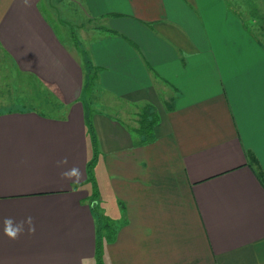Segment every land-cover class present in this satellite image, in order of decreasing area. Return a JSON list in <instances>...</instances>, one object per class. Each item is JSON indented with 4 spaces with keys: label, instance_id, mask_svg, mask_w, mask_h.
<instances>
[{
    "label": "crops",
    "instance_id": "1",
    "mask_svg": "<svg viewBox=\"0 0 264 264\" xmlns=\"http://www.w3.org/2000/svg\"><path fill=\"white\" fill-rule=\"evenodd\" d=\"M40 1L0 0V49L63 104L0 114V264H94L111 201L90 200L87 122L118 214L106 264H264V0H81L89 52ZM89 80L107 105L85 114ZM130 107L156 114L153 140Z\"/></svg>",
    "mask_w": 264,
    "mask_h": 264
},
{
    "label": "rangeland",
    "instance_id": "2",
    "mask_svg": "<svg viewBox=\"0 0 264 264\" xmlns=\"http://www.w3.org/2000/svg\"><path fill=\"white\" fill-rule=\"evenodd\" d=\"M80 5H82L81 0H41L39 8L42 13L45 14L50 24L54 26L58 34H61L74 46L76 45L78 49H84L86 47V51L89 52L90 41H84V39L81 38V34L84 28L92 27L93 24H88L85 21L83 14L80 12ZM248 9L255 10L258 13L260 10L258 7V0H250ZM96 34L98 35L99 31H97ZM104 99L105 96L100 93L95 82L92 83V81L89 80L80 100L83 103L85 114H90L93 107L99 106V108H101L104 107L103 105H107L104 103ZM100 100L103 102L102 104ZM107 101L111 102L114 100L107 98ZM59 103L60 101L41 83L31 76L21 73L11 59L0 49V114L10 111L15 112L31 110L53 117H58L63 113V107L61 106L60 108ZM114 107L116 109L120 107V105L116 104ZM130 108L133 111L134 109H138L135 115L133 112L128 115L125 112L122 116L127 115L126 117L133 121L131 124L136 126L137 121H139L144 114V109L140 107ZM107 112L109 114H113L110 110ZM132 125H130L131 127L129 131L133 135L138 136L136 133L132 132ZM89 150L91 153L89 160H91L93 158V151L90 141ZM98 157L99 155L97 156V159ZM97 159H95V162L92 165V176L100 196L108 202L111 201V205L106 211V215L112 218V222L114 223L117 222L115 221L118 215L117 210L114 207L110 190L106 185L102 165L99 159ZM101 208L102 205H100L97 210ZM107 216H103V214L99 212L97 219L98 231H100V236H102L103 239V235L106 234V231L102 229L101 225L105 224ZM110 225V229L107 231L110 235H112L113 224L110 223ZM103 254L101 260L97 257L94 259V264H106Z\"/></svg>",
    "mask_w": 264,
    "mask_h": 264
},
{
    "label": "trees",
    "instance_id": "3",
    "mask_svg": "<svg viewBox=\"0 0 264 264\" xmlns=\"http://www.w3.org/2000/svg\"><path fill=\"white\" fill-rule=\"evenodd\" d=\"M61 106L63 107V105L59 103L60 108H61ZM38 113H40L42 116H50V115L43 114L41 112H38ZM50 117H53V116H50ZM157 120H158V118L154 112L144 111L142 118L139 119V121H137V125L133 126L132 132L136 133L139 136H144L143 143L151 141L154 138V136L152 134L153 133L152 130H153L154 124L156 123ZM86 131H87V135L89 137V141H90L91 148L93 151V155H92L93 158L91 160H88L87 165H86V174H87L86 183L89 184V186H90V191H91L90 200L92 202H94V201H97L99 198L96 183H95L94 178L92 176V165L98 156L97 139H96V134H95L94 128L89 122H87V124H86ZM101 227L103 230L106 231V234H108L107 230H108L109 226L103 224V225H101ZM99 232L100 231H98V233H97V244H96L95 258L97 257L101 260L102 254H103V246H104V243L106 242V240L108 239V236L106 234L103 235L104 236V239H103L102 236H100ZM106 237H107V239H106ZM101 241H103V242H101Z\"/></svg>",
    "mask_w": 264,
    "mask_h": 264
},
{
    "label": "clouds",
    "instance_id": "4",
    "mask_svg": "<svg viewBox=\"0 0 264 264\" xmlns=\"http://www.w3.org/2000/svg\"><path fill=\"white\" fill-rule=\"evenodd\" d=\"M68 163L67 158H64L58 162V167H62ZM62 178L71 180L73 177H79V169L73 167L62 174ZM25 224L28 225L29 233L35 231V227L32 223V217H27L25 221L20 223H15L11 218H6L4 220V236L9 240H16L25 230Z\"/></svg>",
    "mask_w": 264,
    "mask_h": 264
}]
</instances>
